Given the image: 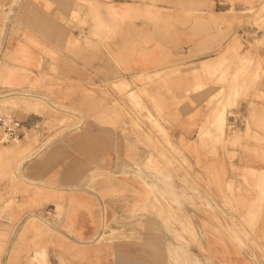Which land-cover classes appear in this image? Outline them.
I'll list each match as a JSON object with an SVG mask.
<instances>
[{
	"label": "rangeland",
	"instance_id": "obj_1",
	"mask_svg": "<svg viewBox=\"0 0 264 264\" xmlns=\"http://www.w3.org/2000/svg\"><path fill=\"white\" fill-rule=\"evenodd\" d=\"M263 2L0 0V116L25 126L0 127V264H221L201 242L221 209L204 161L264 158ZM188 30L218 42L203 62L116 85L117 39L177 49Z\"/></svg>",
	"mask_w": 264,
	"mask_h": 264
},
{
	"label": "crops",
	"instance_id": "obj_2",
	"mask_svg": "<svg viewBox=\"0 0 264 264\" xmlns=\"http://www.w3.org/2000/svg\"><path fill=\"white\" fill-rule=\"evenodd\" d=\"M116 4L108 5L111 11L120 13ZM119 6L126 9L122 10L123 12L135 9L129 3H120ZM117 34L121 35V33ZM154 40L152 46L138 49L124 47L119 39L111 44L115 50L113 59L119 62V65L111 62V74L118 77L116 85L126 79L128 70H138L142 76L154 69L173 66L180 60L186 63L199 61L212 53V49L218 43L215 39L205 41L203 38L193 37L190 30L181 33L179 39L172 42L177 49L166 46L165 42L158 39ZM117 45L119 49L116 50ZM181 47L186 49L180 51ZM131 76L134 77L135 74ZM192 100L197 101V97L193 96ZM206 109V104L203 103L201 107L191 108L187 114L201 116L206 113ZM179 110L181 111L180 108ZM178 114L186 113L182 111ZM195 122L198 123L197 120H193L192 123ZM197 131L196 128L188 127L186 130H180L179 133L191 143L195 141ZM204 163L213 171V177L217 179L215 196L221 208L214 213L208 209L204 210V225H202L208 229V234L201 242L206 246L205 249H208V255L221 264H254V259L264 264V158L254 154H242L234 158L218 156ZM224 202L227 203L226 206ZM214 215L220 217L221 224L215 221ZM214 227L235 228V239L226 231L216 234L212 230ZM252 244H256L261 249H257Z\"/></svg>",
	"mask_w": 264,
	"mask_h": 264
},
{
	"label": "built area",
	"instance_id": "obj_3",
	"mask_svg": "<svg viewBox=\"0 0 264 264\" xmlns=\"http://www.w3.org/2000/svg\"><path fill=\"white\" fill-rule=\"evenodd\" d=\"M0 127L3 128L7 141H15L21 136L25 126L21 121L8 120L0 116Z\"/></svg>",
	"mask_w": 264,
	"mask_h": 264
},
{
	"label": "bare ground",
	"instance_id": "obj_4",
	"mask_svg": "<svg viewBox=\"0 0 264 264\" xmlns=\"http://www.w3.org/2000/svg\"><path fill=\"white\" fill-rule=\"evenodd\" d=\"M259 12H264V2H263V4L261 5V8L258 10ZM87 39H89V37H87ZM85 50H86V48H85ZM72 53V52H71ZM74 54V53H73ZM75 54H76V51H75ZM74 56H76V55H74ZM153 60V59H152ZM200 61H204V60H200ZM200 61H198V62H200ZM190 70V68L187 70V71H189ZM12 73V72H11ZM17 75V74H16ZM17 93H19L20 95H22V96H19V94H18V97H23V99L24 100H26L27 102L31 99V96H27V94H24L23 92H17ZM16 94V93H15ZM31 95V94H30ZM33 95V94H32ZM33 97V96H32ZM37 97V96H36ZM35 98V97H34ZM37 99H38V97H37ZM40 100V99H39ZM42 100V99H41ZM5 199V198H4ZM162 226V225H161Z\"/></svg>",
	"mask_w": 264,
	"mask_h": 264
}]
</instances>
